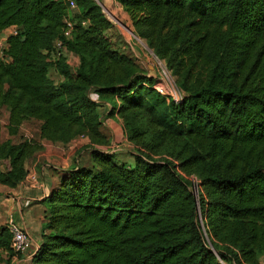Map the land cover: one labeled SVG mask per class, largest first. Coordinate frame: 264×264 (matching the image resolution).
Instances as JSON below:
<instances>
[{"label": "trees", "instance_id": "1", "mask_svg": "<svg viewBox=\"0 0 264 264\" xmlns=\"http://www.w3.org/2000/svg\"><path fill=\"white\" fill-rule=\"evenodd\" d=\"M74 1L0 0V33L18 27L0 48L6 127L41 121L39 139L14 142L0 119V184L25 180L43 140H89L90 164L63 170L43 200L32 264H264V0H117L184 91L179 102L117 47L97 0ZM57 40L75 68L53 56ZM105 103L132 163L105 149ZM11 242L0 226V251Z\"/></svg>", "mask_w": 264, "mask_h": 264}, {"label": "crops", "instance_id": "2", "mask_svg": "<svg viewBox=\"0 0 264 264\" xmlns=\"http://www.w3.org/2000/svg\"><path fill=\"white\" fill-rule=\"evenodd\" d=\"M107 1L113 5L112 0ZM4 32H8V30L5 29ZM105 105L109 106L106 103ZM37 121L39 122V130L36 139H39L41 121ZM120 124L123 125L122 121H120ZM111 129L112 137L115 139V127L112 126ZM14 136L16 135H10L8 138L13 139ZM124 138L127 140L125 133ZM13 141L15 142L14 139ZM19 141L21 140L16 142ZM42 142L44 149L30 160L28 165L29 173L35 172L38 174L39 184L26 186L20 183L14 188L0 184V226L6 224L8 218L12 216L17 223L28 226L33 238L30 249L24 254L18 255L7 250L0 251V264H32L33 254L42 243L46 208L43 200L60 185L63 170L74 165H89L87 162L90 155H88L89 152L85 153L88 149V139L76 138L66 144L54 143L48 140Z\"/></svg>", "mask_w": 264, "mask_h": 264}, {"label": "rangeland", "instance_id": "3", "mask_svg": "<svg viewBox=\"0 0 264 264\" xmlns=\"http://www.w3.org/2000/svg\"><path fill=\"white\" fill-rule=\"evenodd\" d=\"M104 12L108 18L113 22L112 28L109 29L108 33L116 43L117 47L124 53H127L133 57H136L142 68L146 73L154 76L159 81H163L167 77L165 76L163 65L157 56L154 54L153 50L149 48L146 41L138 36L134 31L131 20L127 12L123 9V6L117 1L112 0L113 5L106 0H100ZM109 8V9H108ZM115 13L119 20L117 21L112 17V13ZM125 27V28H124ZM6 37V34H3ZM67 56L68 62L72 68H75L78 64V58L71 53L65 54ZM49 75L51 79L58 83L61 81L62 76L57 72L55 68H51ZM91 96L95 98L98 102L100 99L95 94L94 91L91 92ZM99 111L101 113L103 122L105 126L111 131L112 126L115 127V139L112 137L111 144L105 149L109 152H115L117 156V161L121 163H132L133 161V145L124 138V128L120 124V119L115 116L109 115V106L105 104L99 105ZM9 113L6 108L0 107V119L3 123L2 138L3 140L10 137L6 124L8 123ZM111 123H113L111 125ZM39 122L37 120L31 119L26 121L20 133L13 137L16 141L23 139H36L38 137ZM89 152L88 149L85 153ZM90 154V153H89ZM88 154V155H89ZM90 159L87 163H89ZM90 164V163H89ZM195 192H197V186H194ZM5 225V224H4ZM2 226V225H1ZM35 256V255H34ZM222 264H230L222 259H220Z\"/></svg>", "mask_w": 264, "mask_h": 264}, {"label": "built area", "instance_id": "4", "mask_svg": "<svg viewBox=\"0 0 264 264\" xmlns=\"http://www.w3.org/2000/svg\"><path fill=\"white\" fill-rule=\"evenodd\" d=\"M70 3H71L72 8L76 7L74 0H70ZM68 24L69 26H71V23H68ZM7 30L8 32L2 31L0 33V48L2 52H3V49L7 45V38L10 35L18 34V27H15V26L9 27L7 28ZM69 33H70V29L66 31V35H68ZM3 34H6V37H4ZM67 53H70V52L67 51L66 46L63 44L62 40H57L55 42V51L53 53V56L58 57L61 54H67ZM159 61L161 63L162 62L164 63L163 69H164L165 76L167 78L164 79L163 81H160L159 79V81H157L154 87L160 93L173 98L175 101L177 102L181 101L184 98V94H185L184 91L180 89L179 86L177 85L175 77L172 75L171 71L167 68L165 62L160 59ZM79 138L87 139V137L84 135H81ZM22 183L26 186L38 185L39 184L38 174L35 172L28 173L27 177ZM5 225L12 234L11 247H12L13 252L18 255L26 253L30 249L31 244L33 243V238H32V235H31V232L28 226H26L23 223H17L12 216L8 218ZM39 247L36 249V252L33 254V256L37 253Z\"/></svg>", "mask_w": 264, "mask_h": 264}, {"label": "bare ground", "instance_id": "5", "mask_svg": "<svg viewBox=\"0 0 264 264\" xmlns=\"http://www.w3.org/2000/svg\"><path fill=\"white\" fill-rule=\"evenodd\" d=\"M107 1V0H106ZM108 2V1H107ZM109 9V8H108ZM112 17L114 18V19H116L117 21H119L120 22V20L117 18V17H115L116 16V14L113 12L112 14ZM125 28V27H124Z\"/></svg>", "mask_w": 264, "mask_h": 264}, {"label": "water", "instance_id": "6", "mask_svg": "<svg viewBox=\"0 0 264 264\" xmlns=\"http://www.w3.org/2000/svg\"><path fill=\"white\" fill-rule=\"evenodd\" d=\"M99 3H100V5L102 6V4H101V2H100V0H97ZM103 7V6H102ZM103 10H104V8H103Z\"/></svg>", "mask_w": 264, "mask_h": 264}]
</instances>
